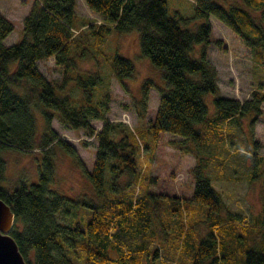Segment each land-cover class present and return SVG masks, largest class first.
Wrapping results in <instances>:
<instances>
[{
  "label": "trees",
  "instance_id": "1",
  "mask_svg": "<svg viewBox=\"0 0 264 264\" xmlns=\"http://www.w3.org/2000/svg\"><path fill=\"white\" fill-rule=\"evenodd\" d=\"M84 2L103 23L88 21L82 25L87 26L84 28L87 32L82 34L84 29H79L78 39L73 31L77 0H35L23 20V39L11 46L4 41L14 30V24L0 12V198L15 214L11 234L27 264H75V258L82 260L80 264H157L161 260L159 249L167 259L190 257L188 264H264V217L260 221L255 218L253 225L241 224L240 216L224 210L222 197L206 175L205 164L199 160L207 135L222 138L218 132L225 123L250 112L260 115L264 103V89L254 92L245 102L217 96V69L207 57L213 30L209 18H217L247 48L261 55L264 0H243L248 8L258 11L256 17L241 6L225 8L213 0H196L197 15L206 22L194 31L181 27L184 18L179 14H169L166 0ZM135 30L140 35L142 55L162 70L165 80L164 87L157 86L152 79L142 84L138 104L143 110L147 108L150 90L155 88L160 96L155 118L144 131L154 139L161 132L179 136L184 139L182 142L190 140L196 149L197 162L191 169L195 182L193 196L181 201L176 197V206L168 210L156 201L168 195L145 194L141 190L146 175L153 181L151 174L139 167L141 135L118 131L105 118L102 108L108 111L107 99L95 100L94 106H89L82 98L77 106L72 105L76 103L72 96L58 94L63 85L48 80L38 68V62L54 58L56 64L64 66L65 83L69 79L70 56L82 48L81 57L90 50L93 58H102L112 75L124 84L132 77L134 65L122 55L109 56L103 45L114 32L125 34ZM86 34L92 40H81ZM197 45H202L199 56L194 54ZM11 63H16L14 69H10ZM82 76L73 78L81 89L87 86V79ZM90 81L94 85L100 83V74L90 77ZM209 93L216 95L213 116H209L204 99ZM41 106L57 113L44 111L45 132L40 136L34 108ZM53 117L70 128L83 129L87 136L98 141L93 169L85 172L96 193L105 197L101 198V204L91 202L94 211L91 214L86 210L90 215L88 221L84 224L79 221L74 227L56 220L68 199L50 185L54 178V146L75 158L77 154L65 141L58 140L51 127ZM99 118L105 124L97 130L90 120ZM9 147L42 149L38 180L4 186L7 167L2 152ZM108 168L112 178L106 196ZM122 174L127 180L118 189ZM139 184V192L135 196L129 194V189ZM182 207L189 209L193 217L199 207L205 208L203 221L208 232L204 237L196 231L193 220L184 222ZM74 238H80V242L76 244ZM193 246L195 249L190 251ZM67 249L74 255L69 257Z\"/></svg>",
  "mask_w": 264,
  "mask_h": 264
},
{
  "label": "rangeland",
  "instance_id": "2",
  "mask_svg": "<svg viewBox=\"0 0 264 264\" xmlns=\"http://www.w3.org/2000/svg\"><path fill=\"white\" fill-rule=\"evenodd\" d=\"M34 1L0 0V12L14 24V30L4 41L5 45L11 46L23 39V20ZM166 1L171 16L179 14L184 18L180 21L182 28L194 31L206 22L204 17L197 15L196 0ZM213 1L225 8L232 5L241 6L255 17L259 15L258 11L248 8L243 0ZM75 12L73 31L77 39L81 37L79 29L86 28L87 26L82 25L88 21L103 23L102 19L88 8L84 0H77ZM209 19L213 30L207 57L217 69L219 86L217 96L245 102L254 92L264 89V53L260 55L247 48L237 35L214 16H210ZM85 31L84 29L82 34ZM85 37L81 40L87 42L92 40L89 34ZM201 48L202 45L195 47V56H199ZM103 50L109 56L122 55L134 65L132 77L126 79L124 84L112 75L102 58L98 60L93 58L90 50H86L85 56L81 57L80 54L84 51L82 48L74 51L70 56L67 69L69 79L65 83H63L64 66L56 64L54 58L39 62L38 68L48 80H54L59 85H63L58 94L72 96L76 101L72 105L77 106V101H81L82 98L89 106H94L95 100L107 99L108 111L102 108L105 118L114 124L118 131L137 132L141 135L139 167L142 171H148L151 176L153 174L157 177L156 183L153 184L154 182L150 181V175H146L141 190L145 194L152 191L156 192L154 194L159 192L168 194V198L156 201L160 202L165 210L171 209L176 206L175 198L183 200L185 189L191 187L193 180L191 169L197 162L194 144L190 140L182 142L183 138L165 132H161L158 138L154 139L151 134L144 131L150 120L155 118L160 96L155 88L150 90L147 108L143 110L138 104L142 84L146 79H152L157 86L164 87L165 80L162 70L155 68L151 61L142 55L139 32L137 30L125 34L114 32L105 39ZM15 65L16 63H11L10 69H14ZM97 74H100L101 82L94 85L90 77ZM78 75H83L82 77L87 79L85 88L78 87L76 80L73 79ZM14 90L21 93L18 89ZM215 96L209 93L204 97L209 116H213L216 112ZM44 111L51 114L57 113L43 106L40 109L34 108L37 132L40 136L45 132ZM90 122L97 130L105 124L103 118L91 119ZM51 127L58 136V140L65 141L77 154L75 158L65 150L54 146V178L50 185L54 191L68 199L56 215V220L63 225L74 227L79 221L81 224L88 221L90 215L87 212L92 214L94 211L89 205L91 202L101 204V198L105 197V195L100 197L96 193L85 172V169L90 172L93 169L98 141L94 136H87L83 129H73L62 124L57 117L52 118ZM218 133H221L222 138L207 135L204 139L199 160L205 164L206 175L212 186L220 193L225 206L224 210L227 209L240 216L241 224L253 225L256 221L253 215L262 213L264 209V168L261 165L264 164V103L260 115L250 112L238 119H232L225 123ZM116 135L117 133L114 137ZM41 150H18L10 147L4 150L2 158L7 167L4 186H10L16 181L29 184L38 180V168L42 161ZM257 173L260 174L259 178L256 177ZM106 174L105 186L108 194L106 196H109L112 178L109 168ZM120 177L121 184L118 189L122 188V181L127 180L123 174ZM139 189L140 184L133 185L129 189V194L135 196ZM185 211L183 219L185 218L186 221L184 222L193 220L198 233L201 234L200 230L205 231L207 225L203 221L205 219L203 215L193 217L189 209ZM74 239L76 244L80 242V238ZM71 240H73L72 237ZM159 250L161 260L157 264H188L191 260L190 257L186 260L181 256L167 259L163 255V250ZM65 253L69 257L74 255L70 249H67ZM74 260L75 264H80L82 261L78 258Z\"/></svg>",
  "mask_w": 264,
  "mask_h": 264
},
{
  "label": "water",
  "instance_id": "3",
  "mask_svg": "<svg viewBox=\"0 0 264 264\" xmlns=\"http://www.w3.org/2000/svg\"><path fill=\"white\" fill-rule=\"evenodd\" d=\"M15 214L0 198V264H27L20 248L12 236Z\"/></svg>",
  "mask_w": 264,
  "mask_h": 264
},
{
  "label": "crops",
  "instance_id": "4",
  "mask_svg": "<svg viewBox=\"0 0 264 264\" xmlns=\"http://www.w3.org/2000/svg\"><path fill=\"white\" fill-rule=\"evenodd\" d=\"M50 59H52V58H50ZM41 62V61H40ZM39 63V62H38ZM260 167V166H259ZM152 177H153V181L152 182H154L153 184H155L156 183V179H157V177L155 176V175H153L152 174ZM256 177H260V174L259 173H257V175H256ZM194 185H195V182H194V179L192 180V182H191V187L189 188V189H185V195H184V198H188V199H190L192 196H193V192H194ZM153 192V191H152ZM154 193H156V192H154ZM159 194H164V195H168V194H166V193H163V192H159ZM186 211H185V209L183 210V212H182V214H183V216H184V213H185ZM205 212H206V210H205V208H202V207H199L198 208V210L195 212V215H197V213L198 214H201V215H203V217L205 218ZM236 214V213H235ZM193 215V214H192ZM192 215H191V217H192ZM253 216H255L257 219H258V221H260V219H263V217H264V209H263V212L262 213H258V214H256V215H253ZM184 220L186 221V219L184 218ZM203 220V219H202ZM258 224L259 225H261L262 223H259L258 222ZM201 231V234L200 233H198L201 237H204L206 234H207V232H208V227H206V229H205V231H203V230H200ZM198 232V231H197ZM197 238H195V240H196ZM195 249V246H193L192 248H191V250L190 251H192V250H194ZM190 255H192V254H190Z\"/></svg>",
  "mask_w": 264,
  "mask_h": 264
}]
</instances>
